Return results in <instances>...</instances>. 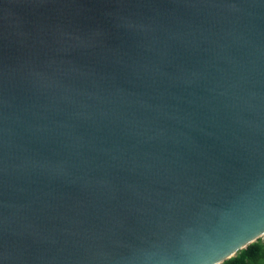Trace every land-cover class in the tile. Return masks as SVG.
Masks as SVG:
<instances>
[{
  "label": "water",
  "instance_id": "obj_1",
  "mask_svg": "<svg viewBox=\"0 0 264 264\" xmlns=\"http://www.w3.org/2000/svg\"><path fill=\"white\" fill-rule=\"evenodd\" d=\"M264 232V0H0V264H210Z\"/></svg>",
  "mask_w": 264,
  "mask_h": 264
},
{
  "label": "clouds",
  "instance_id": "obj_2",
  "mask_svg": "<svg viewBox=\"0 0 264 264\" xmlns=\"http://www.w3.org/2000/svg\"><path fill=\"white\" fill-rule=\"evenodd\" d=\"M259 241H264V232H257L250 237H242L226 249L215 253L210 264H233L241 250H245L247 246L254 245ZM261 264H264V261Z\"/></svg>",
  "mask_w": 264,
  "mask_h": 264
},
{
  "label": "trees",
  "instance_id": "obj_3",
  "mask_svg": "<svg viewBox=\"0 0 264 264\" xmlns=\"http://www.w3.org/2000/svg\"><path fill=\"white\" fill-rule=\"evenodd\" d=\"M262 261H264V241H259L241 250L233 264H261Z\"/></svg>",
  "mask_w": 264,
  "mask_h": 264
}]
</instances>
